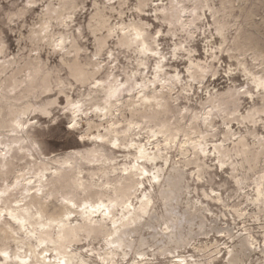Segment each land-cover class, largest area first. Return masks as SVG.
Masks as SVG:
<instances>
[{"label":"clouds","instance_id":"9594fccd","mask_svg":"<svg viewBox=\"0 0 264 264\" xmlns=\"http://www.w3.org/2000/svg\"><path fill=\"white\" fill-rule=\"evenodd\" d=\"M0 264H264V0H0Z\"/></svg>","mask_w":264,"mask_h":264},{"label":"bare ground","instance_id":"6f19581e","mask_svg":"<svg viewBox=\"0 0 264 264\" xmlns=\"http://www.w3.org/2000/svg\"><path fill=\"white\" fill-rule=\"evenodd\" d=\"M52 257L51 256H49V259H51Z\"/></svg>","mask_w":264,"mask_h":264}]
</instances>
